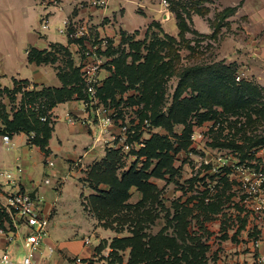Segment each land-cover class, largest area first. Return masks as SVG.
Segmentation results:
<instances>
[{"label": "trees", "instance_id": "trees-1", "mask_svg": "<svg viewBox=\"0 0 264 264\" xmlns=\"http://www.w3.org/2000/svg\"><path fill=\"white\" fill-rule=\"evenodd\" d=\"M236 10L226 8L223 10L224 14L219 15L216 20L224 22L234 15ZM172 12L177 21L179 40L166 34L164 40L155 38L146 45V34L144 40L131 44V53L121 52L119 56L116 53L109 54L112 56L108 63L111 74L98 91L99 100L104 106L108 102L116 101L119 95L124 96L129 91H136L137 94L130 99H135L138 105L143 106L139 127L149 121L152 128L163 129L169 135H175L176 126L185 127L184 133L178 137L177 147L168 136L152 134L145 147L132 151L137 159L129 169H126L127 165L120 150L107 149L105 158L95 163L83 179V182L95 191V194L88 197L83 196L85 210L91 213L105 230L121 234L127 228L130 233L129 236L115 237L110 243L104 240L97 247L99 254L107 248L110 249L108 264H124L126 252L129 254L127 264H209L207 253L210 245L202 241V236L191 233L190 218L198 212L204 220L212 221L223 211L224 200L218 196L215 200L210 199L209 190L196 197L197 202L192 206L190 201L183 203L179 200L174 203L172 218L168 212L167 226L156 235H150L146 232L149 223H154L159 218V214L153 213L151 209L157 210L163 206L161 189L151 179H164L166 175L173 176L177 173L174 156L182 151H189L196 124H203L220 116L241 117L244 114L249 118L255 115L257 119L264 116V88L246 79L237 82L239 70H236V64L221 61L181 66L180 49L183 45L191 52L194 51L191 46L194 40L188 39L187 34L192 33L201 38L208 36L190 28L188 21L192 22L193 18L190 9L183 8L182 13L176 10ZM155 24H151L149 29ZM219 28L220 25L216 24L214 34L210 37H213ZM121 33L129 42L134 41V36L139 34ZM77 41L83 44L82 40ZM143 51L146 54H143ZM28 60L30 64L38 66L60 62L57 70L62 87L34 86L29 90L28 80H14L13 88L4 87L3 92L11 100H16L18 94L22 97L20 108L13 116L0 101V136L33 134L31 144L39 147L48 157L51 154L50 140L55 124L51 111L57 105L72 100L85 101V85L80 68L75 66L70 50L61 44H54L49 50L31 48ZM175 76L179 79L178 86L170 108L164 111L167 84ZM39 104L46 108L45 111H37L36 105ZM263 146L264 133L249 138L247 142H225L218 145L237 153L240 163L257 160L252 151ZM141 159L145 160L140 167ZM154 160L157 162L154 163ZM222 179L229 182L226 178ZM134 190L141 194V200L136 204L130 203ZM247 221L245 215L234 238L246 228ZM5 223L11 224V219L0 208V230H6ZM168 226L173 228L172 235L167 233ZM225 235V240L234 239L227 233Z\"/></svg>", "mask_w": 264, "mask_h": 264}, {"label": "crops", "instance_id": "crops-1", "mask_svg": "<svg viewBox=\"0 0 264 264\" xmlns=\"http://www.w3.org/2000/svg\"><path fill=\"white\" fill-rule=\"evenodd\" d=\"M87 1L60 0L58 5H51L46 9L39 0L18 1L14 10L24 19L23 29H25L26 35L31 37V43L26 47L25 56L18 57L17 60L13 57V63L9 61L8 67H5L7 61L1 59L0 56V84L3 88H13L14 80H28L30 85L27 89H32L34 86L61 88L62 83L58 78L57 70V66L61 63L40 66L30 64L28 52L31 48L49 50L52 45L61 44L70 50L75 66L79 67L83 47L73 36V32L77 23L81 21H89L92 29L95 28L93 38L96 41L110 38L118 42L120 35L116 31L134 34L141 27L148 28L154 22H160L161 27L171 36L176 37L179 34L174 13L169 10V7L164 6L161 0H109V5L105 9L80 8L81 4ZM243 1H227L230 2L228 8L237 10L225 21L243 22V31L241 35L230 41L231 51L224 53L223 59H226V64L244 65V71L241 72L249 74L257 85L264 88V0H248V3H242ZM43 8L47 11L49 20H63L65 23V29L57 30L59 34L65 36L63 41H55L54 36L31 34L33 22L36 21L37 25L40 24L38 16L41 15ZM131 10L135 11L138 16L145 17V24L134 29L125 28V20ZM196 15H193L192 18V22L196 26L195 29L200 34L211 35L212 31L209 28L205 30L201 28L203 26L200 27L203 20L199 19L200 15ZM172 23L176 25V30L168 29ZM14 24L15 21H13V30L9 29L8 31L1 29L0 24V32H3V37H6L9 32L13 33V37L18 33ZM233 25L235 26L236 23ZM16 53L18 54V47H16ZM110 74V69H102L100 78L103 83ZM51 114L55 124L50 140L51 154L48 157L39 147L31 144L33 134L20 133L12 137L9 136V145L3 141L5 135L0 136V204H6L12 193H33L36 191V196H39L40 189L35 186L36 178L41 172V162L47 166L48 161L53 158L71 166L69 175L78 180V188L82 191L80 196L82 208H84L83 196L88 197L95 194V191L83 182L84 178L82 177H86L90 168L106 156L107 149L102 143H97L95 140L99 119L80 100L59 104L51 111ZM118 131L115 126L111 128L113 134H118ZM106 139L108 138L106 137ZM257 163L264 167L262 152L258 154ZM5 171L12 173L11 181L3 176ZM52 172L53 176L57 175V172ZM60 174L65 173L60 171ZM69 175L63 176L64 183ZM54 190L56 192L55 199L45 204L46 213L51 221L49 235L37 253L34 264H81L74 262L73 258L89 261L82 264H108L106 261L98 262L96 249L102 241L107 240L110 243L116 236L112 235V231L102 228L98 220L85 208L83 215L81 208L80 214H76L72 210L69 211L68 206L66 208L62 206L60 200L64 187ZM247 220L248 225L237 235L240 240L234 242L230 239L223 242L222 250L219 251L220 260L213 264H264V221L253 213L247 216ZM237 230H234V233ZM101 231L108 232V234L102 235ZM90 232L99 238V242L95 246L92 245V242L86 243L87 240L91 241V238L88 237ZM256 241L259 242L257 246L255 245ZM49 247H54L55 252L51 254ZM7 248L13 253V264H21V257L17 255V252L22 250L19 236L11 246H8L5 235L0 233V258ZM109 252L110 249L107 248L102 252V255L107 257ZM128 259L129 254L126 252L124 264H127ZM210 264L212 263L210 262Z\"/></svg>", "mask_w": 264, "mask_h": 264}, {"label": "rangeland", "instance_id": "rangeland-1", "mask_svg": "<svg viewBox=\"0 0 264 264\" xmlns=\"http://www.w3.org/2000/svg\"><path fill=\"white\" fill-rule=\"evenodd\" d=\"M18 1L20 0H0L1 29L4 31H8L9 29L13 30V21H15L14 25L18 30V33L14 35V37L11 32H9L6 37H3V32H0V56L1 59L3 58L7 61L5 67H8L9 61H12L13 63V57L16 58V60L18 57L23 58L25 56L27 45H30L31 43V37L29 38V36L26 35L27 33L25 32V29H23V23H25L24 19L14 10L18 5ZM39 1L42 5L46 6L44 7L45 9L47 6H54L60 3V0H51L56 1L57 3H49L48 0L44 3L43 0ZM227 1L228 0H226V2L225 0H168L170 4L169 10L171 11L176 10L182 13L183 8H187L192 11L194 16H197L195 12L203 13L204 15L199 18L201 21L203 20L200 27L203 26L201 28L205 30L209 28L212 31L211 35H206L208 36L206 38H201L193 35L192 33L187 34L188 39L194 40L191 44V46L194 47V51L191 52L185 48V45H183L180 49L182 67L213 64L221 61L226 63V59H223V56L224 53L231 51L230 41L241 35L243 31V22H239L238 20L231 22H218V20H216L219 15L224 14L223 10L228 8L230 2ZM242 3H248V0H244ZM82 6L83 8L87 7L86 3L81 4L80 8H82ZM44 8L43 11L41 10V15L38 16L40 19L47 13ZM129 13L130 14L127 20H125V28L134 29L137 26L145 24V17H141L140 15L138 16L133 10ZM47 16L49 17V15ZM49 23L50 29L47 30L40 24L37 25L36 21H34L32 24L33 29L30 31L31 34L48 37L54 36L55 41H63L65 36L59 34L57 31L59 29L66 28L63 20L58 21L57 19H50ZM80 23H83V21L77 24L79 25ZM154 23L156 24L150 29L149 27H141L139 31H135L139 34L135 35L134 41L130 42L126 36L125 38L122 37L120 30L119 32L116 31V33L120 35V40L118 42H110L108 51L106 50V52H100L101 54H105L108 60V62L103 66V69H110V65L108 64L112 59V56L110 55L116 53V55L119 56L121 52H125L126 54L131 53V44L133 42L144 40L146 34V45H149L155 38L164 40L167 34L165 29L161 27L162 25L160 22ZM188 23L192 30H196V26L193 22L188 21ZM234 23H236L235 26L233 25ZM216 24L220 25L219 31L213 37H210L214 34ZM168 29L176 30V25L172 23ZM94 30L95 28L91 29L92 34ZM177 40H179V38H177ZM16 47H18V54L16 53ZM143 54H146V52L143 51ZM130 61L131 59H129V62ZM243 68L244 65H236V70H239L240 74H242L246 80L256 84V81L250 77L249 74L241 72L244 71ZM178 82L179 79L176 76L168 81L166 99L163 108L164 111H167L172 104V97L178 86ZM136 94V91H129L124 96L119 95L116 101L111 103L108 102L106 104V109L113 108L116 111L114 116L116 120V128H121L120 122H122L123 125H127L129 128L131 143H135L137 141L139 142L141 137L144 136L149 139L152 134L157 133L168 136L169 140L175 147H177L178 137H180L185 130V127L183 126L175 127V135H169L163 129H156V131L151 132L149 136L142 135L143 127H139L138 124L142 118L143 106L138 105L135 99H130ZM21 97V94H18L16 96V100H11L8 95L3 92V87L0 84V101L7 106L11 116H13L14 112L20 108ZM36 108L38 112L41 110L45 111L46 109L41 104L36 105ZM218 110L221 111V109ZM194 122H196V120H194ZM263 133L264 116L259 119H257L255 115L252 118H249L244 114L241 115V117L220 116L211 121L204 122L203 124H196L193 133L196 140L192 141L189 151H182L174 156V164L178 169L177 173L173 176L166 175L164 179H151V181L157 184L161 189V201L163 206H160L157 210L151 209L153 213L155 212L159 214V218L154 223H149L146 232L150 235H156L162 228L167 226L168 212L171 215L170 218H172L174 215L175 202H178L179 200L183 203L190 201V206H192L197 202V199H195L196 197H200L202 193L209 190L208 195L210 199L212 198V200H215L220 197L224 200L225 204L223 206V211L219 215H216L212 221L204 220L203 216H199L198 212H195L194 217L190 218V231L197 236H202V241L210 245V249L207 253V261H210L212 264L217 263L220 260L219 251L222 250L221 245L223 242L227 241L224 239L226 236L225 234L227 233L230 238H234V230L238 229L242 225V218L247 215L248 212H251L246 206V202H250L253 199L250 198L254 197L249 196L246 193L247 183L245 184L243 176L239 174L237 169L240 166H251V162L253 160L240 163L237 153L231 151L230 149L218 147V145L225 142H247L249 138ZM135 148L137 147L135 146ZM172 155H174V153H172ZM122 158L124 163L127 165L126 169H129V167L137 159V157L132 153L130 155L122 154ZM144 160L145 159H141L139 163L140 167L143 165ZM50 161L54 163L53 167H50L48 164L46 166L44 162H41V172L36 178L35 187L40 189L39 197H41L44 203L47 204L52 202L56 197L54 189L61 187L63 189L64 187L60 200L61 205L65 208L68 206L67 209L69 211L72 210V212L74 211L76 214H80L81 208V212L84 215V208H82L80 200L82 191L78 188V180L71 177L72 175H69L71 166H68L65 162H60L55 158ZM153 162L156 163L157 161L154 160ZM52 171L57 172L55 177L53 176ZM60 171L65 174H60ZM66 175H69L67 181L62 183V180L65 179L63 176ZM47 178H50L52 181L50 186H46L45 184V180ZM222 178L228 179L229 182H226ZM255 179L256 177H254L253 180L256 181ZM140 200L141 194L134 190L130 203L136 204ZM168 228L167 233L172 235L173 228L171 226H168ZM112 232V235L116 237H125L130 235L127 228L121 234H117L114 231ZM101 233L102 235L108 234V232L104 233V231H101ZM88 237L91 238L93 246L98 244L99 238L94 236L93 232H90ZM239 240L238 236H235L232 241L235 242ZM24 253L25 252L22 249L17 252V255L23 259L25 255ZM96 256L98 258V262L106 261L108 263L107 257L102 255V253H97ZM73 260L76 262V258H73Z\"/></svg>", "mask_w": 264, "mask_h": 264}, {"label": "built area", "instance_id": "built-area-1", "mask_svg": "<svg viewBox=\"0 0 264 264\" xmlns=\"http://www.w3.org/2000/svg\"><path fill=\"white\" fill-rule=\"evenodd\" d=\"M44 2H46V0H43V3ZM48 2L57 3L56 1L51 0H48ZM161 3L165 7H169L168 0H161ZM108 5L109 0H88L86 2L87 7L94 9H105ZM47 15L48 14L42 16L40 19V25L44 29L50 28ZM91 29L92 25L90 22L83 21V23L77 25L73 32V36L77 40L83 41V44H81L83 47L82 60L79 65L81 77L85 85V93L87 95V99L83 101V103L85 107L91 110L99 119L98 133L95 137L96 142L102 143L106 149H117L120 150L122 154L130 155L134 149L139 151L141 148L145 147V143L148 139L144 136L141 137L139 142L131 143L129 128L127 125H123L122 122H120L121 128L118 129V134H113L111 132V128L115 126L116 120L114 116L116 111L113 108L106 109L98 97V91L103 85V81L100 78V72L105 63L108 62L105 54H101L100 52H106L111 39L105 38L102 41H96L93 38ZM236 80L237 82H241L245 80V77L238 73ZM142 129V135L146 136H149L151 132L156 131L155 128L151 127L149 121H145ZM33 136L34 135H32V138ZM106 137L108 139H106ZM195 140L196 137L193 134L192 141ZM3 141L6 145H9L10 137L8 135L3 136ZM135 146L137 148H135ZM260 152L264 154V146L252 151L256 158ZM48 165L53 167L54 163L48 161ZM75 166L77 167V164H75ZM237 169L239 174L243 176L245 184L247 183L246 193L249 196H254L250 198H253L250 202H246V206L251 211L248 213H253L264 221V167H261L260 164L257 163V160H253L251 166H240ZM3 176L8 181L13 179L10 171L3 172ZM254 177H256V181L253 180ZM63 181L65 180L63 179L62 183ZM51 183L52 181L50 178L45 180L46 185H51ZM0 208L5 211L11 219V224L5 223L6 230H0V233L5 235L8 246H11L16 237L19 236L22 249L25 252L23 259H21V264H34L37 253L43 245L45 238L49 235L51 225L50 218L46 213L44 201L39 196L33 198L31 193L18 192L10 194L6 204H1ZM90 242V240L86 241V243ZM258 244L259 242L256 241L255 245L257 246ZM49 252L51 254L54 253L55 248L49 247ZM13 262V253L7 248L0 258V264H13ZM76 262L82 264L89 261L77 258Z\"/></svg>", "mask_w": 264, "mask_h": 264}, {"label": "water", "instance_id": "water-1", "mask_svg": "<svg viewBox=\"0 0 264 264\" xmlns=\"http://www.w3.org/2000/svg\"><path fill=\"white\" fill-rule=\"evenodd\" d=\"M31 196H32L33 198H35V197H36V191L33 192V193H31Z\"/></svg>", "mask_w": 264, "mask_h": 264}]
</instances>
